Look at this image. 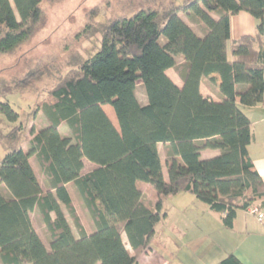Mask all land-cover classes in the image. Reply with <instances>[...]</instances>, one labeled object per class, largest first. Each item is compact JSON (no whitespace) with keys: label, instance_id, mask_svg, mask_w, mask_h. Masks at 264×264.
<instances>
[{"label":"trees","instance_id":"obj_1","mask_svg":"<svg viewBox=\"0 0 264 264\" xmlns=\"http://www.w3.org/2000/svg\"><path fill=\"white\" fill-rule=\"evenodd\" d=\"M43 1L0 0V53L14 52L43 27ZM240 11L256 19L254 33L230 40V16ZM90 28L86 37L99 33L100 45L78 57L37 105L44 126L27 129L0 101V113L15 124L0 133L10 147L0 158V264H138L166 216L163 198L179 192L220 213L227 229L238 210L264 206V182L247 151L251 122L242 110L264 102V0H153ZM214 74L219 101L200 91V80ZM205 149L218 153L201 158ZM83 158L96 164L85 174ZM140 181L154 200H145ZM68 183L91 218L90 234ZM214 264L243 263L227 253Z\"/></svg>","mask_w":264,"mask_h":264},{"label":"rangeland","instance_id":"obj_2","mask_svg":"<svg viewBox=\"0 0 264 264\" xmlns=\"http://www.w3.org/2000/svg\"><path fill=\"white\" fill-rule=\"evenodd\" d=\"M152 1L44 0L41 4L45 14L43 27L37 31L31 40L20 46L14 52L0 53V101L9 103L18 113V121H21L27 129L31 125L35 129L41 128L46 124V120L37 105L48 98V91L55 85L58 77L65 74L69 67H73L78 57L87 58L92 56L100 45V34L95 32L91 36L86 37L84 27L88 24L92 27L90 28L92 31L111 18L129 15L140 6L151 3ZM238 17H240L238 19L244 26L250 24L252 27V23L256 24L257 22L247 12L241 11ZM234 25L236 24H233V33L236 27ZM250 26L248 27L251 30L252 28ZM169 74L175 79L179 78L177 72L173 69L169 71ZM24 79L27 81L26 85L22 83ZM137 93L141 97L142 93L140 89L137 90ZM13 125L15 124L8 121L0 113V133H6ZM30 137L31 135L27 132L26 138L29 139ZM22 147H26V142L22 143ZM8 150H10V147L0 137V158ZM159 153L161 156L163 175L166 178L167 175L164 165L165 151L161 145L159 146ZM211 156H214L213 150L205 149L201 151V158ZM31 162L36 167L33 158ZM35 169L38 171V179L43 191H45L46 184L44 178L38 168L36 167ZM144 187L142 186V192L144 193L145 200H154V190L150 189L149 186ZM69 190L76 215L89 231L92 227L91 218L82 206L72 186H69ZM189 198H192L191 194L184 192L169 195L162 200V211L169 214V216L172 215V220H175L176 213L178 215L181 209L189 206ZM183 213L185 215L188 214L187 212ZM31 220L45 245H48L44 226L37 213H32ZM69 220L73 224L70 218ZM191 221L190 219H185L181 223L182 225H186L187 223L188 226H193ZM165 225L164 218L156 225L150 246L158 254L164 257L166 256L169 260L170 257L174 258V256H171V253L176 255L179 247L178 241H176L178 246L169 243V236L170 234H172V237L175 235L178 236L179 233L177 231H180L181 228L180 225H176L172 229V232H170L165 228ZM193 230L195 231L196 229L193 228ZM122 235L127 245L123 232ZM171 247H175V249L171 251Z\"/></svg>","mask_w":264,"mask_h":264},{"label":"crops","instance_id":"obj_3","mask_svg":"<svg viewBox=\"0 0 264 264\" xmlns=\"http://www.w3.org/2000/svg\"><path fill=\"white\" fill-rule=\"evenodd\" d=\"M240 12L230 16V40L237 39L242 35H252L254 33L255 23H252V27L250 24L248 25L252 28L251 30L248 26L242 25L238 19L240 18L238 17L240 16ZM233 21L236 24L234 25L236 26L234 33ZM172 69L173 68L167 69V75L176 85L181 86V78L175 79L169 74V71ZM211 77L214 78V81L210 79ZM218 85V75L214 74L209 77H204L200 80V91L203 95L209 96L215 101H219L220 95L218 92ZM103 109L113 121L115 116L111 107L109 105H103ZM242 110L251 122V141L247 147V151L254 168L264 182V102L251 107H242ZM217 153V150H213L214 155ZM32 167L38 178L36 167L33 165ZM95 167L96 164L83 158L81 174H85ZM69 186L72 185L70 183L66 184L67 191L70 195ZM142 186L147 187L148 185L140 181L138 187L141 191ZM191 196L192 198H189V206L181 209L178 215L176 213L175 220H172V215L169 216V214H166L164 217L166 222L165 228L170 232H172V229H174L176 225H180L181 228L180 231H177L179 233L178 236L175 235L172 237V234L169 236V243L178 246L176 241L179 242L176 255L171 253V256H174V258L170 257L168 260L166 256L164 257L158 254V252L154 251L152 247L149 246L139 257L138 264H214L227 253H233L243 264H264V216L259 220L247 210H238L233 221V227L227 229L222 225L220 213L210 210L206 204L198 201L193 195ZM257 206L264 214V206H259L258 204ZM183 212H187L188 216ZM32 213L35 214V212ZM185 219L192 220L191 224L193 226H188L187 223L186 225H182L181 222ZM82 226L87 234H90L93 230V227L88 231L83 224ZM193 228L196 230L194 231ZM121 237L123 239L122 232ZM173 249H175V247L170 248L171 251Z\"/></svg>","mask_w":264,"mask_h":264},{"label":"built area","instance_id":"obj_4","mask_svg":"<svg viewBox=\"0 0 264 264\" xmlns=\"http://www.w3.org/2000/svg\"><path fill=\"white\" fill-rule=\"evenodd\" d=\"M250 214L255 215L259 220H261L264 214L260 211L257 205H252L246 209Z\"/></svg>","mask_w":264,"mask_h":264}]
</instances>
